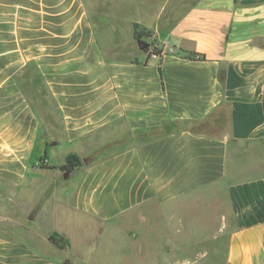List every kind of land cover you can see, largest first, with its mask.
Returning <instances> with one entry per match:
<instances>
[{"label": "crops", "instance_id": "obj_1", "mask_svg": "<svg viewBox=\"0 0 264 264\" xmlns=\"http://www.w3.org/2000/svg\"><path fill=\"white\" fill-rule=\"evenodd\" d=\"M134 24L151 32L144 39L160 56L139 47ZM27 86L48 92L61 124L47 127ZM107 130L125 146L85 163L89 138L101 145ZM63 142L65 150L51 151ZM45 150L49 165L71 153L81 163L66 179L40 167ZM22 180L37 198L22 233L35 240L40 207L56 222L64 206L42 236L56 231L67 248L84 223L124 212L123 261L169 264L180 250L171 238L138 242L154 212L145 205L158 212L150 234L171 236L172 220L185 216L199 229L211 224L206 211H179L182 199L201 194L227 204L214 232L226 234L225 264H264V0H0V181L16 194ZM69 181L77 183L61 203L54 191ZM17 240L0 237V264H63Z\"/></svg>", "mask_w": 264, "mask_h": 264}, {"label": "rangeland", "instance_id": "obj_2", "mask_svg": "<svg viewBox=\"0 0 264 264\" xmlns=\"http://www.w3.org/2000/svg\"><path fill=\"white\" fill-rule=\"evenodd\" d=\"M31 69L27 70V72L30 73L29 77L33 75V81H37L38 75L32 72ZM21 78H25L22 80V83L26 86L29 81L27 73L26 76L22 74ZM24 93L30 103L37 108L38 112L41 111L47 120H51L46 124L47 127L53 129L54 126L61 124V118L58 114L57 107L45 89L32 90L31 87H28ZM201 125L202 123H198L196 127H200ZM117 134L118 133H111L108 130L104 132L101 135V145H96V134H92L91 138H89L90 146L86 149L85 153V157L89 158L87 163L96 159V154L100 155V157H104L124 147L125 139L116 138L118 136ZM66 146H68L67 143H59L53 145L51 151L65 150ZM43 147V139H40V141L35 143L33 150L34 154L40 153ZM49 159L58 163L63 160V157L58 156L52 160L49 156ZM38 164L44 165L47 164V162L40 161ZM43 175L45 182H43L42 187L45 189L48 184L47 179L50 177V173L46 171ZM67 178L68 176L66 179ZM70 181L67 185L62 186V188L59 187L55 189L54 195L58 197L56 199L57 201L62 203L63 195L72 190L73 185L77 183V181ZM25 182L29 183L27 180L19 182L18 187L20 189L15 194L13 190L6 185L7 183L0 181V237H2V239L11 243L19 239L29 250L35 251L38 255H42L45 258L57 260L61 263L68 259L71 264H86L89 261L91 264H134L132 262L127 263L123 261L125 253L127 252L125 251V244L129 243L128 234L130 231L129 227L125 225L124 212L119 215V218L117 216L113 221L107 222L104 220H97L96 223L91 219L89 223H84L82 227L76 225L77 228H74L75 230L80 228L83 230L80 229L77 232L78 235L73 240V243H71V246L64 248V250L56 248L42 236V232L52 226L51 230L55 229L56 227H54V224L60 219H63L65 208L60 204H57L59 212L58 217L55 219L56 222L54 219L47 220L49 216L45 214L43 207H40L38 215L42 218V222L38 229L41 231L39 235H37L38 240H35L30 232L26 231L28 235L22 233V229L25 230L22 225L27 223L25 221L28 212L37 209V204L35 203L37 198L35 195H32V191L27 188ZM180 205L182 206L178 209L182 211V213L189 211L196 212L198 210L206 211L207 216L211 215L212 217V219H210L211 224H209V226H201L202 229H199L200 224L191 220V216H185L182 218V221L179 219L173 222L172 220L170 226L173 227V232L171 236L150 234L153 231L158 233V212L156 206L148 207L145 205L146 210L150 208V210L154 212L151 216L152 220L145 222L144 226H142V229L148 231L147 234L138 236V242L141 241L144 244L154 245L164 242V239L167 241L171 238V242L179 246L180 250L174 253L169 252L172 255L171 258H169V264H225L226 234L221 233L217 235L214 234V232L217 231V225H215V223L222 215V211H224V213L227 211V204L218 199L211 197L204 198L201 194H193L192 196L182 199ZM171 206L172 204L169 205L168 208L172 209ZM178 209L174 211H178ZM96 224H98V226H96ZM33 242L35 243L33 244ZM94 245L96 246V250L93 252L91 249ZM135 253L141 257L146 255L144 250H137ZM132 260L136 261L137 257H134ZM159 264H165V260H160Z\"/></svg>", "mask_w": 264, "mask_h": 264}, {"label": "trees", "instance_id": "obj_3", "mask_svg": "<svg viewBox=\"0 0 264 264\" xmlns=\"http://www.w3.org/2000/svg\"><path fill=\"white\" fill-rule=\"evenodd\" d=\"M134 38L137 40H143L144 42H146V45L143 47V50L146 51L148 53V55H150L151 53H155L157 55H161L162 50L160 48H156L155 46H152L150 49V43H148L147 41H145L144 38L150 37L151 36V32L145 30V28L139 27L137 24H134ZM189 57H200L197 56V54L195 52H190L188 54ZM202 58V56H201ZM46 158V151H44L43 155L39 157V161H43ZM81 161L79 160L78 156L74 153L69 154L66 157V163L62 164L61 166H59L58 168L60 170L63 171H71L73 169V167L75 165L80 164ZM40 167L42 168H46V169H55L57 166L55 165H49V164H44V165H40ZM48 241L54 245L55 247H57L58 249H64L69 245V241L66 237L60 235L58 232L53 231L48 235Z\"/></svg>", "mask_w": 264, "mask_h": 264}, {"label": "water", "instance_id": "obj_4", "mask_svg": "<svg viewBox=\"0 0 264 264\" xmlns=\"http://www.w3.org/2000/svg\"><path fill=\"white\" fill-rule=\"evenodd\" d=\"M138 45H139L140 48H143L146 45V42H144L143 40H138ZM83 161L85 163H87L89 161V158L88 157H84ZM68 174H69V172L67 171V172L64 173L63 176L67 177ZM63 264H71V262L68 259H66V260L63 261Z\"/></svg>", "mask_w": 264, "mask_h": 264}, {"label": "flooded vegetation", "instance_id": "obj_5", "mask_svg": "<svg viewBox=\"0 0 264 264\" xmlns=\"http://www.w3.org/2000/svg\"><path fill=\"white\" fill-rule=\"evenodd\" d=\"M45 151H46V150H45ZM60 166H61V165H60ZM75 166H76V165H75ZM75 166H74V167H75ZM58 167H59V166H58ZM58 167H56V168H58ZM74 167H73V168H74ZM56 168H55V169H56ZM58 169H59V168H58ZM59 170H60V169H59ZM61 172H62V175H64V173L67 172V171H63V170H61ZM68 172L70 173V171H68ZM68 175H69V174H68ZM63 177H64V176H63Z\"/></svg>", "mask_w": 264, "mask_h": 264}, {"label": "built area", "instance_id": "obj_6", "mask_svg": "<svg viewBox=\"0 0 264 264\" xmlns=\"http://www.w3.org/2000/svg\"><path fill=\"white\" fill-rule=\"evenodd\" d=\"M156 47V46H155ZM157 48V47H156ZM150 49H151V47H150ZM161 49V48H160ZM162 50V49H161ZM162 53V52H161ZM150 55H154V56H160V55H157V54H155V53H151Z\"/></svg>", "mask_w": 264, "mask_h": 264}]
</instances>
